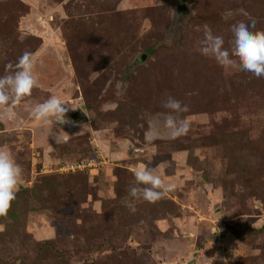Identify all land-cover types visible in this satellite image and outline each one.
Masks as SVG:
<instances>
[{
  "label": "rangeland",
  "instance_id": "obj_1",
  "mask_svg": "<svg viewBox=\"0 0 264 264\" xmlns=\"http://www.w3.org/2000/svg\"><path fill=\"white\" fill-rule=\"evenodd\" d=\"M249 19L264 31V0H0V76L27 51L38 80L0 107L22 168L0 264H264V77L199 52L204 25L230 48ZM51 95L82 121L36 122ZM169 96L189 106L177 139ZM145 167L174 187L133 213Z\"/></svg>",
  "mask_w": 264,
  "mask_h": 264
},
{
  "label": "clouds",
  "instance_id": "obj_2",
  "mask_svg": "<svg viewBox=\"0 0 264 264\" xmlns=\"http://www.w3.org/2000/svg\"><path fill=\"white\" fill-rule=\"evenodd\" d=\"M256 20L238 21L231 27L232 38L230 48H225L223 36L214 35L208 25L203 26V39L199 41V52L205 57L213 58L221 66H233L238 61L241 71L252 73L257 78L264 77V31H253ZM199 30V28L197 29ZM232 57H235L234 60ZM36 60L31 52L25 51L18 61L5 65L6 74L0 76V107H15L21 104L25 97L31 95V90L38 85L34 74ZM67 105V106H66ZM163 107L168 111L163 114L162 128L170 139H177L188 134L191 121L182 114L189 112V106L182 104L174 97H167ZM73 109L64 103L59 96L51 95L47 100L31 108L30 115L36 122L72 123L67 113ZM155 135H160L156 129ZM22 175L21 166L6 148H0V216H6L11 202L16 199L19 190V180ZM136 186L132 187L127 204L129 210L136 212L135 201L143 200L155 203L174 185L166 183L160 175L145 167L136 170Z\"/></svg>",
  "mask_w": 264,
  "mask_h": 264
},
{
  "label": "water",
  "instance_id": "obj_3",
  "mask_svg": "<svg viewBox=\"0 0 264 264\" xmlns=\"http://www.w3.org/2000/svg\"><path fill=\"white\" fill-rule=\"evenodd\" d=\"M184 5H180L178 8H177V13H180L183 9H184ZM82 113H80L78 116H76L75 114H70L67 116V118L72 122V123H67V124H76V123H79L80 121H82L83 117H82ZM73 118V120H71L70 118ZM75 118V119H74ZM67 124H64V125H67ZM20 185V184H19ZM22 186L20 185L19 189H21Z\"/></svg>",
  "mask_w": 264,
  "mask_h": 264
},
{
  "label": "trees",
  "instance_id": "obj_4",
  "mask_svg": "<svg viewBox=\"0 0 264 264\" xmlns=\"http://www.w3.org/2000/svg\"><path fill=\"white\" fill-rule=\"evenodd\" d=\"M183 1H185V0H183ZM142 59H143V58H141V57H138V59H137L136 61H142ZM234 235H237V233H236V232H234Z\"/></svg>",
  "mask_w": 264,
  "mask_h": 264
},
{
  "label": "built area",
  "instance_id": "obj_5",
  "mask_svg": "<svg viewBox=\"0 0 264 264\" xmlns=\"http://www.w3.org/2000/svg\"><path fill=\"white\" fill-rule=\"evenodd\" d=\"M82 166H83V165H82ZM80 167H81L80 165L77 166L78 169H80Z\"/></svg>",
  "mask_w": 264,
  "mask_h": 264
},
{
  "label": "flooded vegetation",
  "instance_id": "obj_6",
  "mask_svg": "<svg viewBox=\"0 0 264 264\" xmlns=\"http://www.w3.org/2000/svg\"><path fill=\"white\" fill-rule=\"evenodd\" d=\"M70 119H71V120H73V118H72V117H71ZM74 119H75V118H74Z\"/></svg>",
  "mask_w": 264,
  "mask_h": 264
}]
</instances>
